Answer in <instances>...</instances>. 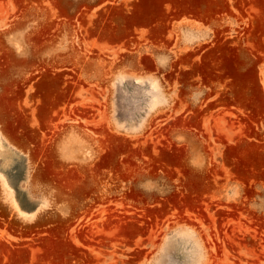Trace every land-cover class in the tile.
<instances>
[{
  "label": "rangeland",
  "instance_id": "obj_1",
  "mask_svg": "<svg viewBox=\"0 0 264 264\" xmlns=\"http://www.w3.org/2000/svg\"><path fill=\"white\" fill-rule=\"evenodd\" d=\"M141 1L0 0L22 100L21 145L0 140V264H61L51 238L74 249L62 264H264V0H194L206 22L173 0L139 19Z\"/></svg>",
  "mask_w": 264,
  "mask_h": 264
},
{
  "label": "bare ground",
  "instance_id": "obj_2",
  "mask_svg": "<svg viewBox=\"0 0 264 264\" xmlns=\"http://www.w3.org/2000/svg\"><path fill=\"white\" fill-rule=\"evenodd\" d=\"M160 1H162V0H160ZM176 1V0H175ZM175 1H173V2H175ZM199 1V0H198ZM221 1V0H220ZM259 1H262V0H259ZM169 2H171L170 0H169ZM178 2V1H177ZM185 2V1H184ZM189 2H191V1H189ZM197 2V1H196ZM204 1L202 0V3H203ZM208 2H210L209 0H208ZM138 3V2H137ZM159 3H161V2H159V0H143V1H141V2H139L137 5H138V8H139V11H138V15H137V17H139V16H143V17H150L151 16V12H152V10H154L153 9V7L154 6H157ZM179 3V2H178ZM186 3V2H185ZM185 3H179V4H185ZM193 3V2H192ZM220 3V2H219ZM262 4L264 3V1L263 2H261ZM163 4V3H162ZM175 4V3H174ZM177 4V3H176ZM194 4V3H193ZM215 4V3H214ZM261 4V5H262ZM136 5V4H135ZM137 5H136V7H137ZM178 5V4H177ZM187 5V4H186ZM186 5H185V7L184 8H188V7H186ZM192 5V4H191ZM206 5V4H205ZM207 5L209 6V3H207ZM159 6V5H158ZM168 6V5H167ZM184 6V5H183ZM187 6H189V3H188V5ZM194 6V5H193ZM197 6H198V4H197ZM211 6V5H210ZM199 7H201V6H199ZM221 7V6H220ZM158 8V7H157ZM183 8V7H182ZM181 8V10H183ZM202 8V7H201ZM204 9H205V7H203ZM216 8V7H215ZM137 9V8H136ZM155 10H156V8H155ZM154 10V11H155ZM187 10V9H186ZM185 10V11H186ZM205 10H207V8L205 9ZM212 10L213 9H211L210 8V11L212 12ZM158 11V10H157ZM209 11V10H208ZM216 11V10H215ZM154 12H152V14H153ZM161 13V12H160ZM159 13V14H160ZM163 13H165V12H163ZM155 14V13H154ZM134 15H135V13H134ZM165 15V14H164ZM136 16V15H135ZM134 16V19H136V17ZM156 16H157V14H156ZM159 17H160V15H158ZM132 17V16H131ZM143 17H142V19H143ZM144 18V19H145ZM161 18V17H160ZM162 18H164L163 17V14H162ZM261 18H263L264 19V16L263 17H261ZM139 19H140V17H139ZM147 19V18H146ZM149 20H151L150 18H148ZM155 19H157V18H155ZM263 19H261V20H263ZM160 20V19H159ZM145 21V20H144ZM260 21V20H259ZM261 22V21H260ZM263 22V21H262ZM259 23V22H258ZM159 25H161V24H159ZM163 25V24H162ZM161 25V26H162ZM259 25V24H258ZM164 26V25H163ZM260 26H261V29H260V32L262 31V29H263V31L262 32H264V24H260ZM259 26V27H260ZM159 27V26H158ZM160 29H162V28H160ZM124 30V29H123ZM159 30V29H158ZM255 30V29H254ZM256 31V30H255ZM255 31H253V33L255 34ZM157 32V31H156ZM261 32V33H262ZM108 33V32H107ZM252 33V34H253ZM253 34V35H254ZM264 34V33H263ZM103 35H104V33H103ZM105 36H107V34L105 33V35H104V37ZM255 36L256 35H254V38H255ZM257 37V36H256ZM107 38V37H106ZM230 54V53H229ZM214 55V54H213ZM228 55V54H227ZM209 57H213L214 58V56H209ZM239 57V56H238ZM243 58H245V56L243 57ZM209 59H211V58H209ZM221 60H222V57L220 58ZM247 59V58H246ZM245 59V60H246ZM251 59V58H250ZM212 60V59H211ZM210 60V61H211ZM217 60V59H216ZM215 60V61H216ZM219 60V59H218ZM216 61V62H219V61ZM220 60V61H221ZM240 60H242L241 58H237V57H231V56H228V57H226V55H225V58H224V56H223V60H222V62H223V65H227V68L230 70V71H234L233 72V74L235 73V72H237L238 70H240V68L242 67V65H244V64H242V62L240 61ZM244 60V59H243ZM244 60V61H245ZM244 61H243V63H244ZM248 61H251V60H248ZM254 61V60H253ZM210 63V62H209ZM215 63V62H214ZM248 63V62H247ZM212 64V63H211ZM215 64H217V63H215ZM219 64H220V62H219ZM250 64H253V62L251 63L250 62ZM199 66H201V65H199ZM203 67H204V65H202ZM206 66V65H205ZM202 67V68H203ZM208 67V66H207ZM221 67V66H220ZM224 67V66H223ZM222 67V68H223ZM195 68H198V66L197 67H195ZM201 68V67H200ZM200 68H198V70L200 69ZM226 68V69H227ZM224 69H225V67H224ZM227 69V70H228ZM196 70V69H195ZM242 71V70H241ZM241 71H239V74H237V76H235V78H234V81H233V85H234V87H238L239 85H240V83H241V81L243 80L242 78H244V77H241L240 76V74H241ZM227 72V71H226ZM245 72H247V71H244L243 70V72L242 73H244L245 74ZM238 73V72H237ZM228 74H229V72H228ZM233 74H232V76H233ZM242 76H244L243 74H241ZM249 76V78H251L250 77V75H248ZM245 78H246V76H245ZM245 80V79H244ZM247 80L249 81V79L247 78ZM251 80H252V78H251ZM247 81V82H248ZM245 82V81H244ZM242 83H243V81H242ZM251 83V82H250ZM249 83V84H250ZM232 85V86H233ZM246 85H248V83L246 84V82L244 83V85L243 86H246ZM238 89H239V87H238ZM241 90H243V89H241ZM243 94V93H242ZM4 96V95H3ZM2 96V97H3ZM249 96V95H248ZM5 97L6 96H4V98L3 99H5ZM255 98V97H254ZM7 100H8V98H7ZM5 102H7V101H5ZM8 121V120H7ZM9 124H5V128H7V126H8ZM13 125V124H12ZM14 127L16 126V125H13ZM9 128V130H11L10 128V126H8ZM13 129V128H12ZM15 138V137H14ZM5 152H3L2 151V149H1V147H0V154L2 155V154H4ZM52 164V163H51ZM50 166V165H49ZM256 166V165H255ZM83 167V166H82ZM88 167V166H87ZM86 167H84V169H85ZM84 169H82L83 171H84ZM88 169V168H87ZM87 169H86V171H87ZM49 170V171H48ZM48 170H46L45 171V174L47 175L48 173L50 174V172L53 170L52 169V167H50ZM54 171H55V169H54ZM55 173H57V172H55ZM49 174L47 175V176H49ZM54 174V173H53ZM66 174H68V175H70L69 173H66ZM52 175V174H51ZM72 175V174H71ZM54 176V175H53ZM67 176V175H66ZM55 177V176H54ZM68 177V176H67ZM67 179H69V178H67ZM71 179H72V177H71ZM70 179V180H71ZM72 188V187H71ZM58 189L59 188H57V191H58ZM74 189H75V187H74ZM73 189V190H74ZM74 191H76V189L74 190ZM60 192V191H59ZM14 202V201H13ZM59 230V229H58ZM55 232H54V234H56L57 232H56V230H54ZM57 235V234H56ZM57 238V237H56ZM45 247L43 248V249H46V253H45V257H43V259L44 258H49V259H53V260H55V261H58V262H60L61 264L62 263H66L67 262V260L69 259V257H70V255H71V253L74 251V249L72 248V246H71V244L70 243H68V241L67 240H63L62 238H57V239H47L45 242H44V244H43ZM32 251V250H31ZM35 251H33V252H31L30 253V257H31V259L33 258H35V257H37V255H35L36 253L38 254V252H35ZM43 252H45L44 250H43ZM28 253V252H27ZM15 254V253H14ZM21 254V253H20ZM18 255V254H17ZM17 255H15V256H17ZM28 255L29 254H24V255H22V257H28ZM38 255H40V254H38ZM43 255V254H42ZM41 255V256H42ZM44 256V255H43ZM22 257H17L16 259L18 260V259H20V258H22ZM38 258V257H37ZM23 259V258H22ZM36 259V258H35ZM41 259V258H40ZM13 260H15V259H13ZM21 260V259H20ZM45 260V259H44ZM47 260V259H46ZM13 262V261H12ZM11 262V263H12ZM17 262V261H16ZM15 262V263H16ZM14 264V263H13Z\"/></svg>",
  "mask_w": 264,
  "mask_h": 264
},
{
  "label": "crops",
  "instance_id": "obj_3",
  "mask_svg": "<svg viewBox=\"0 0 264 264\" xmlns=\"http://www.w3.org/2000/svg\"><path fill=\"white\" fill-rule=\"evenodd\" d=\"M177 1L179 3H182V0H176L175 2ZM190 1L191 2H189V6H187L188 5L187 2L186 3L184 2L185 4H179L178 2L177 3L180 6L184 5L183 8L180 7L184 10L187 9L189 11H197V13H195L196 18L199 19L200 21L206 22L207 19L199 11V7L197 6L198 3L194 0H190ZM209 1H210L209 11H210V8L213 9L212 11H214L219 6V4H223L225 2V0H221V1L220 0H209ZM185 5L188 8H184ZM177 8L178 7H173L172 9H177ZM8 70H9V73H7ZM12 70H13L12 68H6V69H3L2 72H0V140H1L2 145H4L6 141H9L13 144L21 145V138H22L21 131H20L21 124H20L19 113H18V109L22 106L21 91L15 88L16 87L15 77H14L15 73L12 72ZM25 90L26 92L30 93V98H32V93H31L32 91L29 89H25ZM3 95L6 96L5 99H3L4 98ZM28 123L29 122L27 121V124ZM5 124L6 125L9 124L8 126L11 127L10 128L11 130L8 129L9 128L8 126L7 128H5L6 127ZM12 124L16 126L14 127Z\"/></svg>",
  "mask_w": 264,
  "mask_h": 264
},
{
  "label": "flooded vegetation",
  "instance_id": "obj_4",
  "mask_svg": "<svg viewBox=\"0 0 264 264\" xmlns=\"http://www.w3.org/2000/svg\"><path fill=\"white\" fill-rule=\"evenodd\" d=\"M228 1V0H227ZM235 1H242V0H235ZM232 18L233 19H235V16H232ZM242 28H244V27H242ZM243 35V37H242V41H243V45H245L246 43H245V39H246V37L248 36V34L245 32V31H243L242 33H241V35L240 36H242ZM234 37H237V36H227L224 40L226 41L227 40V43H226V45L228 46V47H233V46H236L237 45V43L239 42V41H241V38H238V39H234V40H232L231 38H234ZM258 39V38H257ZM94 210H95V208H94ZM0 219H3L2 217H0Z\"/></svg>",
  "mask_w": 264,
  "mask_h": 264
}]
</instances>
